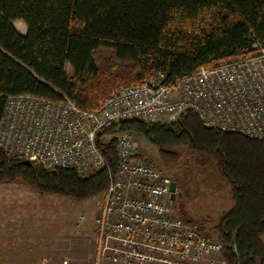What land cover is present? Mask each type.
Returning <instances> with one entry per match:
<instances>
[{
  "label": "trees",
  "instance_id": "1",
  "mask_svg": "<svg viewBox=\"0 0 264 264\" xmlns=\"http://www.w3.org/2000/svg\"><path fill=\"white\" fill-rule=\"evenodd\" d=\"M14 21L24 22L26 32ZM254 44L264 48V0H0V118L10 95L69 99L92 111L158 71L171 79L244 59L258 52ZM117 126L164 156L176 144L216 156L233 204L214 224L215 239L228 245L229 264H264V135L206 127L192 110L169 122L133 118L105 130ZM98 145L113 173L115 137ZM22 161L0 148V183L82 200L103 193L109 182L106 167L84 177Z\"/></svg>",
  "mask_w": 264,
  "mask_h": 264
},
{
  "label": "built area",
  "instance_id": "2",
  "mask_svg": "<svg viewBox=\"0 0 264 264\" xmlns=\"http://www.w3.org/2000/svg\"><path fill=\"white\" fill-rule=\"evenodd\" d=\"M188 110L206 127L262 137L264 48L171 79L158 71L120 88L92 111L69 99L10 95L0 118V148L9 157L39 162L46 171L70 169L87 177L106 167L109 182L96 218L92 264H229L226 243L176 214L171 178L136 150L137 135L105 130L133 118L169 122ZM112 134L118 159L113 173L98 145Z\"/></svg>",
  "mask_w": 264,
  "mask_h": 264
},
{
  "label": "rangeland",
  "instance_id": "3",
  "mask_svg": "<svg viewBox=\"0 0 264 264\" xmlns=\"http://www.w3.org/2000/svg\"><path fill=\"white\" fill-rule=\"evenodd\" d=\"M13 24L26 32L24 22ZM66 69L71 73L69 64ZM136 150L176 181L171 200L176 214L197 221L215 238L214 224L233 204L217 157L201 155L188 144L172 145L164 156L139 135ZM101 200L102 193L80 200L40 194L24 183H0V264H92Z\"/></svg>",
  "mask_w": 264,
  "mask_h": 264
},
{
  "label": "water",
  "instance_id": "4",
  "mask_svg": "<svg viewBox=\"0 0 264 264\" xmlns=\"http://www.w3.org/2000/svg\"><path fill=\"white\" fill-rule=\"evenodd\" d=\"M118 130V129H117ZM116 130V131H117ZM101 134V132H98V135H100ZM24 164H26V165H30L31 164V162L30 161H28V160H23L22 161ZM176 181H173V180H171V182H170V186H169V191H170V198H171V200L172 199H174V197H175V192H176Z\"/></svg>",
  "mask_w": 264,
  "mask_h": 264
},
{
  "label": "crops",
  "instance_id": "5",
  "mask_svg": "<svg viewBox=\"0 0 264 264\" xmlns=\"http://www.w3.org/2000/svg\"><path fill=\"white\" fill-rule=\"evenodd\" d=\"M66 71H67V69H66ZM67 73H68V74H71V73H72V70H71V73H70V72H68V71H67ZM263 241H264V235H263Z\"/></svg>",
  "mask_w": 264,
  "mask_h": 264
},
{
  "label": "bare ground",
  "instance_id": "6",
  "mask_svg": "<svg viewBox=\"0 0 264 264\" xmlns=\"http://www.w3.org/2000/svg\"><path fill=\"white\" fill-rule=\"evenodd\" d=\"M178 76H179V75H178ZM175 77H176V76H175ZM166 122H167V121H166ZM117 129L119 130V128H117ZM118 130H117V131H118ZM244 136H245V135H244ZM250 138H251V137H250Z\"/></svg>",
  "mask_w": 264,
  "mask_h": 264
},
{
  "label": "flooded vegetation",
  "instance_id": "7",
  "mask_svg": "<svg viewBox=\"0 0 264 264\" xmlns=\"http://www.w3.org/2000/svg\"><path fill=\"white\" fill-rule=\"evenodd\" d=\"M169 197H170V195H169ZM171 199V198H170Z\"/></svg>",
  "mask_w": 264,
  "mask_h": 264
}]
</instances>
